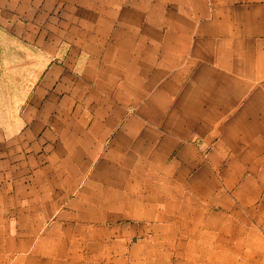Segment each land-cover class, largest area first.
<instances>
[{"label":"crops","instance_id":"obj_1","mask_svg":"<svg viewBox=\"0 0 264 264\" xmlns=\"http://www.w3.org/2000/svg\"><path fill=\"white\" fill-rule=\"evenodd\" d=\"M0 33V264H264V0H0Z\"/></svg>","mask_w":264,"mask_h":264},{"label":"rangeland","instance_id":"obj_2","mask_svg":"<svg viewBox=\"0 0 264 264\" xmlns=\"http://www.w3.org/2000/svg\"><path fill=\"white\" fill-rule=\"evenodd\" d=\"M10 44V41L8 40V38L0 33V45L6 47ZM7 48V47H6ZM15 48V47H14ZM12 49V48H11ZM3 54L5 55L4 57L5 60H10V61H15V65L11 68H6V67H2L1 72H0V76H2L3 70H6L5 74H9V71L11 74H16V75H22L24 73L25 70V59H27L30 62V54H27V52H25L22 49H5L3 50ZM34 64V63H32ZM10 87L12 88V84L10 85ZM8 89H9V84L8 83H3L0 81V103L4 102V100H7V93H8ZM17 90H18V94L20 92V84H17ZM17 102H19V100H17Z\"/></svg>","mask_w":264,"mask_h":264}]
</instances>
